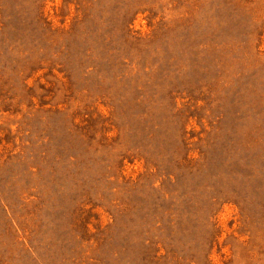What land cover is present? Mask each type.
I'll list each match as a JSON object with an SVG mask.
<instances>
[{"label": "rangeland", "instance_id": "rangeland-1", "mask_svg": "<svg viewBox=\"0 0 264 264\" xmlns=\"http://www.w3.org/2000/svg\"><path fill=\"white\" fill-rule=\"evenodd\" d=\"M0 264H264V0H0Z\"/></svg>", "mask_w": 264, "mask_h": 264}]
</instances>
